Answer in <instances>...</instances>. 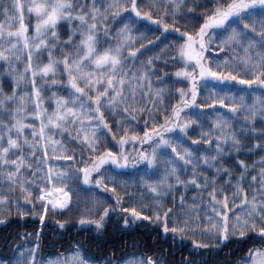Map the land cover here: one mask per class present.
I'll use <instances>...</instances> for the list:
<instances>
[{"label": "snow or ice", "instance_id": "snow-or-ice-1", "mask_svg": "<svg viewBox=\"0 0 264 264\" xmlns=\"http://www.w3.org/2000/svg\"><path fill=\"white\" fill-rule=\"evenodd\" d=\"M13 216L40 229L0 264H264V0H0V225ZM114 216L150 244H107ZM49 219L99 254L38 259Z\"/></svg>", "mask_w": 264, "mask_h": 264}, {"label": "trees", "instance_id": "trees-1", "mask_svg": "<svg viewBox=\"0 0 264 264\" xmlns=\"http://www.w3.org/2000/svg\"><path fill=\"white\" fill-rule=\"evenodd\" d=\"M164 71L171 73L174 71V68L169 66ZM180 85H177L179 87ZM166 103H168L166 99ZM142 123V122H141ZM255 159V157H253ZM121 179L128 180L131 183V179L129 177H121ZM76 181H72L73 187L76 185ZM131 190V189H130ZM87 191H78L76 192L75 199L78 202L81 196H87L89 194L92 195L91 192ZM137 191V195H138ZM97 195L99 196L100 193L97 190ZM179 195V194H177ZM189 196L192 195L191 192L188 193ZM170 199V198H169ZM92 200V199H91ZM81 206V205H80ZM30 207V206H29ZM90 208V207H89ZM87 208H80L77 206L76 203H73L72 207L69 209L68 212L64 214L65 217H71L74 221L78 218L81 212H86ZM40 229V223L38 218L33 219L32 217H26L25 221H19L17 216H13L11 218V222L7 225H0V251H4L6 248L7 242H15V243H22L25 246H30L33 242H35V236L32 237L29 241L19 240L17 237L18 233H35V231ZM94 236L93 232H86L81 231L79 228L70 226L66 231H61L57 229L52 220L49 219L43 229V234L40 239V249L38 253V259L42 258L44 261L57 257V255L63 254L67 255L70 253L71 249H74L75 242H79L83 248V254L85 256H96L98 255L96 243L92 237ZM102 239L107 244H115L118 248L120 253H131L134 250L143 251L145 247L150 244L151 237L147 236L146 233L141 228H134L130 230H122L119 224L117 223V218L114 216L111 220L107 222L106 230L103 234ZM139 243V248L137 249L136 245ZM167 247V245H164ZM234 251L232 252L231 259L235 260L240 255H242L239 248L244 246H236L230 245ZM157 254H159L157 252ZM187 249L183 251H176L174 255L172 254L171 249L169 250V254L166 256L170 262L175 261L178 262L181 260L183 255H187ZM195 260L199 259H207L208 264H219L224 259H228V249H225L217 256L207 255L205 257H192Z\"/></svg>", "mask_w": 264, "mask_h": 264}, {"label": "rangeland", "instance_id": "rangeland-1", "mask_svg": "<svg viewBox=\"0 0 264 264\" xmlns=\"http://www.w3.org/2000/svg\"><path fill=\"white\" fill-rule=\"evenodd\" d=\"M71 183H72V181H71ZM86 194H88V191L86 192ZM91 199H92V195L91 194H89V195H87V196H81L80 198H79V200H78V202H76L77 200L75 199V196L73 197V203H76L77 204V206L79 207V209L80 208H87V209H89V207H91ZM81 205V206H80ZM67 255H70V253L69 254H67ZM66 255V256H67ZM56 257H54V258H51V259H55ZM47 261V260H46Z\"/></svg>", "mask_w": 264, "mask_h": 264}]
</instances>
